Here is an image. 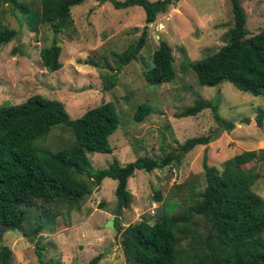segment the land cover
<instances>
[{"label": "rangeland", "instance_id": "374dc122", "mask_svg": "<svg viewBox=\"0 0 264 264\" xmlns=\"http://www.w3.org/2000/svg\"><path fill=\"white\" fill-rule=\"evenodd\" d=\"M15 1L28 12L39 10V0ZM239 1L249 34L264 29V0ZM70 15L72 28L56 36L61 68L49 72L39 60V50L51 44L48 25L37 24L32 30L26 14L0 2V27L17 32L13 40L0 46V106L16 105L39 95L60 102L69 118L75 119L88 109L110 103L118 125L107 140L109 154L86 153L94 170L105 169L114 161L123 166L139 156L156 159L188 138L213 135L207 145L196 146L184 155L177 167L150 173L134 171L127 180L132 197L120 216L122 228L143 218L148 223L156 219L161 212L160 202L154 199L156 191L163 201L172 185L192 175L201 178L204 149L207 164L216 169L241 151L264 149V97L240 92L227 82L214 87L199 86L190 68L225 44V32L232 26L228 0H179L166 13L157 15L147 26L144 45L135 60L121 68L115 85L107 91L102 89V77L109 72L106 64L114 66L109 55L122 52L137 40L143 27V12L138 7L115 10L110 3L99 5L94 0H84L70 8ZM159 40L171 50L174 78L169 83L150 86L145 84L142 72L151 66V54ZM88 58L97 65L84 64ZM197 98L216 101L219 116L233 123V129H219L209 110L194 117H174ZM139 104L149 105L151 113L134 122L132 115ZM257 110L261 111L260 127L254 123ZM41 143L51 152L64 151L71 138L58 126L52 127ZM253 169L258 178L251 190L264 202V163H257ZM114 187L113 180L104 178L99 186L90 188L77 210H55L54 205L36 201L33 207L24 208L22 232L5 230L0 247L10 250L14 264H87L97 255V264H123L119 235L114 237L115 232L104 227L110 217L113 219L110 212L116 204ZM99 202H104L101 209ZM53 214L56 217L47 218ZM37 225L40 231L31 233ZM36 248L40 249L42 263L37 260Z\"/></svg>", "mask_w": 264, "mask_h": 264}, {"label": "trees", "instance_id": "16d2710c", "mask_svg": "<svg viewBox=\"0 0 264 264\" xmlns=\"http://www.w3.org/2000/svg\"><path fill=\"white\" fill-rule=\"evenodd\" d=\"M84 0H39V10L28 12L15 0H0L11 4L27 15L32 30L46 24L52 34L51 44L39 50L41 66L55 72L61 68L60 47L56 36L73 26L70 8ZM99 5L110 3L115 10L138 7L143 12V27L139 37L120 53H110L113 67L102 77V89H111L121 68L134 61L143 47L147 26L157 15L167 12L179 0H94ZM232 26L225 32L226 42L215 53L191 64L196 84L214 87L221 82L252 96L264 97V29L250 35L245 27V14L239 0H228ZM17 32L0 27V46L9 43ZM172 55L162 40L151 54V66L142 72L146 85L158 86L174 78ZM84 64L95 67L88 58ZM217 102L195 99L192 104L174 114L176 119L194 117L209 110L212 121L221 130L233 129V123L222 119ZM151 113L146 104H139L133 112L134 122ZM261 126V111L254 117ZM118 120L110 103H102L71 119L63 105L39 95H32L22 103L0 106V224L22 232L26 220L24 208L36 201L54 205L58 209L77 210L86 194L84 175L100 185L104 178L115 182V209L112 228L119 235L118 246L123 264H264V202L251 190L258 178L257 163H264V149L241 151L223 161L221 169L207 164L205 149L201 159V178L192 175L180 184L172 185L161 201L158 191L154 199L161 212L152 223L143 218L124 228L120 224L122 210L131 202L127 180L134 171L150 173L165 167H177L184 155L196 146H205L213 135L186 139L176 149L163 152L156 159L139 156L119 166L115 161L107 168L94 170L86 153L109 154L108 137L116 130ZM66 130L71 138L68 150L51 152L42 141L52 127ZM251 163V167L243 166ZM98 209L104 202L98 203ZM47 215V214H46ZM55 214L47 216L53 219ZM40 231L37 225L33 234ZM23 235H27L23 233ZM37 260L42 263L36 248ZM99 255L87 264H97ZM0 264L12 263L10 250L0 247Z\"/></svg>", "mask_w": 264, "mask_h": 264}, {"label": "water", "instance_id": "95a60500", "mask_svg": "<svg viewBox=\"0 0 264 264\" xmlns=\"http://www.w3.org/2000/svg\"><path fill=\"white\" fill-rule=\"evenodd\" d=\"M85 181H86V188H85V191H84V194L87 193V191L96 186V183L94 181H92L91 179H89L86 175L83 176ZM104 227L106 228H110L112 230V232L114 233L115 231L113 230L112 228V218L110 217L108 221H106V223L104 224ZM9 229V227L3 225V224H0V237L2 235V233ZM108 251V247L104 250L103 253H106Z\"/></svg>", "mask_w": 264, "mask_h": 264}]
</instances>
